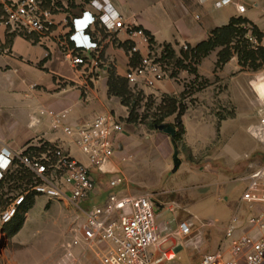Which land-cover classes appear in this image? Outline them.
Listing matches in <instances>:
<instances>
[{
  "label": "crops",
  "instance_id": "1",
  "mask_svg": "<svg viewBox=\"0 0 264 264\" xmlns=\"http://www.w3.org/2000/svg\"><path fill=\"white\" fill-rule=\"evenodd\" d=\"M91 1L44 0L46 8L54 4L58 9L55 15L56 26L47 36L12 31L0 22V152L4 148L20 152L48 144L63 148L75 158L72 155V143L78 141V131L90 127L98 114H110L122 122L124 134L116 136V143L117 148L124 150V155L126 154V150L129 149L126 143H129L132 129L126 122L129 110L120 99L109 95L108 79L109 70L113 69L118 76L124 78L129 68L136 65L133 56L127 51L131 46L128 34L126 32L101 34L98 28L92 32L94 40L101 46V62L98 66L76 67L71 64L68 57L73 48L70 40L73 31L72 19L80 15ZM107 1L127 23L136 22L149 32L157 49H161L160 46L163 47L165 44H171L177 52L187 45L194 47L206 41L213 30L228 25L232 18L238 17L247 19L261 31L263 34L261 46L264 47V0H230L228 5L222 7L217 6L222 0ZM1 3L2 0H0L2 7ZM239 6L246 8L244 14L239 13ZM241 74L243 72L235 58L221 72L223 78L230 79V90L237 94V97H243L248 104L250 117L247 120L255 122L259 120V116L264 119V90L263 95L258 90L261 84L264 85V73L260 82L258 79L250 78L246 87L237 80ZM262 88L264 89V86ZM138 89L149 90L142 84ZM243 90L245 93L242 96ZM181 91L180 84L168 76L153 88L152 93L178 94ZM50 111L57 114L66 113L63 124L74 130L72 136L66 135L63 128L58 130L52 128L53 119L48 115ZM115 154L103 168H91L96 188L87 207L104 204L112 193H130L126 184L116 189L110 186V182L117 177L127 178ZM78 161L89 165L88 161ZM263 166H258L255 170ZM109 175L114 177L110 181L107 180ZM240 188L234 186L227 188L223 199L224 207L218 212L229 221L227 230L232 225L236 228L235 237L247 234L260 239L263 234L251 228L248 219L262 211L264 206H251L243 202ZM158 231L157 227V237ZM226 232L224 236L216 239V247L217 250L223 249L225 257L230 259V241L226 238ZM167 235H162L159 231L158 244L153 246L151 251L158 257L162 252L176 249L175 259L166 264H179L175 261L178 252L184 249V244L174 239L173 248L163 251V244L172 237L169 235L170 239L164 242ZM239 264L245 263L241 260Z\"/></svg>",
  "mask_w": 264,
  "mask_h": 264
},
{
  "label": "rangeland",
  "instance_id": "2",
  "mask_svg": "<svg viewBox=\"0 0 264 264\" xmlns=\"http://www.w3.org/2000/svg\"><path fill=\"white\" fill-rule=\"evenodd\" d=\"M243 29L246 30L245 40L252 50H257L251 26L245 25ZM160 48L163 53V47ZM234 58L243 72L237 79L242 86L246 87L250 78L260 82L264 66L256 55L251 53L241 64L233 45L216 49L199 64L187 63V69L167 64L169 78L180 84L182 91L157 94L152 93L153 88L142 90L145 98L138 114L143 122L130 124L126 156L124 150L116 149L115 158L127 176L128 192L133 195L154 193L161 204L156 216L157 227L162 235L172 236L162 250L172 249L174 239L184 244L175 261L179 264L199 261L204 254L217 251L216 239L224 236L229 225L218 212L224 207L227 188L241 187L240 194L243 193L250 174L264 165L263 119L259 116L255 122L247 120L250 117L248 104L230 90V79L221 76L224 67ZM263 86L258 87L261 95ZM164 95L178 97L187 108L181 119L186 133L177 145L181 160L177 172H174L171 137L150 127ZM175 118H167L164 124H176ZM72 155L76 160L88 161L76 143H72ZM15 173H10L9 180ZM21 174L22 182L11 185L20 186L18 190L13 188L14 194L19 190L33 194L30 190L34 182L32 176L28 172ZM113 178L109 175L107 180ZM8 188L9 185L0 190L6 203L7 198H12ZM77 222V211L67 202L37 196L23 216L22 229L16 234L10 228L7 235L1 233L4 237L0 244V264H58L63 255L62 246L71 239ZM184 222L193 224L192 234L187 238L176 237L179 225ZM81 264L101 262L88 252Z\"/></svg>",
  "mask_w": 264,
  "mask_h": 264
},
{
  "label": "built area",
  "instance_id": "3",
  "mask_svg": "<svg viewBox=\"0 0 264 264\" xmlns=\"http://www.w3.org/2000/svg\"><path fill=\"white\" fill-rule=\"evenodd\" d=\"M229 3L230 0H222L217 6ZM1 5L3 14L0 22L12 31L47 36L56 26L58 9L54 4L46 8L44 0H2ZM238 11L244 14L246 8L239 6ZM97 27L108 33L128 34L130 54L138 56V63L132 65L124 76L130 86L142 84L146 88H155L168 77L161 49L153 45L146 30L136 22L127 23L107 0H92L80 15L72 19L70 40L73 48L68 57L73 66L100 64L101 46L92 36ZM85 28H88L86 34L90 40L77 32L83 33ZM254 42L257 43L256 40ZM187 48L184 46L185 50ZM48 115L53 119V129L63 128L68 136L74 134L71 127L63 124L66 113L50 111ZM78 134L76 144L87 156L89 165L79 162L59 146L50 156L31 155L25 150L14 152L8 148L0 152V183L21 166L33 178L32 193L50 201L67 202L77 211V226L71 232V239L62 246L63 255L58 264H81L88 252L98 257L101 264H166L174 260L176 249L162 252L158 257L151 251L158 244L156 216L161 208L154 193H112L104 204L87 207L96 188L91 168H103L114 156L116 136L124 134L121 123L113 115L98 114L92 125L79 130ZM124 184L125 179L121 176L110 182L113 189ZM28 194L30 191H22L10 204L2 206L0 193V244L4 237L1 233L5 235L3 227L16 217ZM242 200L251 206H264V166L250 174ZM248 224L263 234L260 239L247 234L235 237L236 228L232 225L226 232L230 241V259L225 257L223 249H219L205 254L200 261L188 264H239L241 260L245 264H264V209L249 217ZM192 227L191 223H181L177 235L189 237ZM170 237L165 236L164 242Z\"/></svg>",
  "mask_w": 264,
  "mask_h": 264
},
{
  "label": "trees",
  "instance_id": "4",
  "mask_svg": "<svg viewBox=\"0 0 264 264\" xmlns=\"http://www.w3.org/2000/svg\"><path fill=\"white\" fill-rule=\"evenodd\" d=\"M2 14L3 9L0 6V16ZM245 25L251 26V34L258 43L257 50H252L249 42L245 40L246 30L243 29ZM97 28V30L101 32V34L106 32L102 28ZM147 34L151 37V41L154 45V38L149 32H147ZM11 36L13 37V35ZM262 38L263 34L261 33V31L256 26L251 25L247 19L242 17L232 18L228 25L213 30L206 41H203L194 47L187 45L188 48L186 50L182 48L179 52H177L171 44H165L163 46L162 62L164 65V69L167 64H172L178 69H187V63H189L190 65L199 64L204 58L208 57L216 49L233 45L236 49L237 55L239 56V61L241 64L243 63V61H245L247 56L252 53L256 55L257 60L260 61L264 66V47L261 46ZM130 49L131 46L127 48V51L130 52ZM133 61L135 62V64H137L138 56L134 55ZM108 87L109 95L120 99L122 104L128 108L129 116L126 119V122L128 124L135 125L142 123L143 119L138 114V110L141 108V104L145 98L144 92L142 90H139L138 87L130 86L128 81L125 78L118 76L113 69L109 70ZM186 111V106L179 101L178 97L164 95L161 104L158 106L157 113L153 117L150 127L151 129L158 130V128L164 124L167 118L176 116V124L172 125L176 129V135L171 139L172 143L178 145V143L183 140V136L186 133L181 120ZM54 150V146L45 144L40 148H30L26 150L25 153L37 156L48 154L50 156L52 155ZM14 172H16L14 178L9 180L12 174L7 175L5 180L0 183V190L7 188L9 185L10 188H8V192L12 193V198H7L9 199V202L6 203L5 201H3L4 194L0 192L2 206L10 204L18 193L24 191L19 190L14 194L15 189L13 188H17L18 190L20 186L11 187V185L21 183L23 179L21 173L27 171L20 166ZM37 196L39 195L35 193L28 194L26 196L25 202L21 206H19L17 210L16 217L10 223L6 224L3 227L5 233L9 228V230H11L12 233L14 232L15 234L22 229L23 216L24 214L26 215L34 205L35 198Z\"/></svg>",
  "mask_w": 264,
  "mask_h": 264
},
{
  "label": "water",
  "instance_id": "5",
  "mask_svg": "<svg viewBox=\"0 0 264 264\" xmlns=\"http://www.w3.org/2000/svg\"><path fill=\"white\" fill-rule=\"evenodd\" d=\"M159 131L169 135L171 138H173L176 135V129L170 125V124H163L158 128ZM173 144V162H174V172H177L181 166V160L179 159V149L177 145Z\"/></svg>",
  "mask_w": 264,
  "mask_h": 264
},
{
  "label": "clouds",
  "instance_id": "6",
  "mask_svg": "<svg viewBox=\"0 0 264 264\" xmlns=\"http://www.w3.org/2000/svg\"><path fill=\"white\" fill-rule=\"evenodd\" d=\"M87 29H88V28H85L83 33H81L79 30H77V32H79V35H81V36H83V37H86L88 40H90V38H89V37L87 36V34H86Z\"/></svg>",
  "mask_w": 264,
  "mask_h": 264
}]
</instances>
